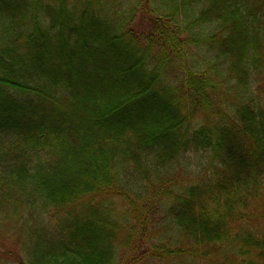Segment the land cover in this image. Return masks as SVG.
Listing matches in <instances>:
<instances>
[{"label": "trees", "instance_id": "16d2710c", "mask_svg": "<svg viewBox=\"0 0 264 264\" xmlns=\"http://www.w3.org/2000/svg\"><path fill=\"white\" fill-rule=\"evenodd\" d=\"M0 264H264V0H0Z\"/></svg>", "mask_w": 264, "mask_h": 264}, {"label": "rangeland", "instance_id": "374dc122", "mask_svg": "<svg viewBox=\"0 0 264 264\" xmlns=\"http://www.w3.org/2000/svg\"><path fill=\"white\" fill-rule=\"evenodd\" d=\"M0 237H2V236L0 235Z\"/></svg>", "mask_w": 264, "mask_h": 264}]
</instances>
